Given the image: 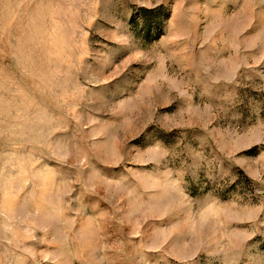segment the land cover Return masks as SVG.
I'll return each instance as SVG.
<instances>
[{
  "label": "rangeland",
  "instance_id": "rangeland-1",
  "mask_svg": "<svg viewBox=\"0 0 264 264\" xmlns=\"http://www.w3.org/2000/svg\"><path fill=\"white\" fill-rule=\"evenodd\" d=\"M0 264H264V0H0Z\"/></svg>",
  "mask_w": 264,
  "mask_h": 264
}]
</instances>
